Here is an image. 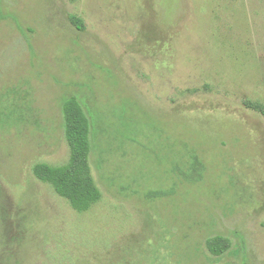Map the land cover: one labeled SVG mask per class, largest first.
Segmentation results:
<instances>
[{
  "label": "rangeland",
  "instance_id": "rangeland-1",
  "mask_svg": "<svg viewBox=\"0 0 264 264\" xmlns=\"http://www.w3.org/2000/svg\"><path fill=\"white\" fill-rule=\"evenodd\" d=\"M71 95L95 115L84 213L33 174L70 160ZM246 103L264 107V0H0V118L26 117L0 124V264H264V115ZM192 153L201 182L172 171Z\"/></svg>",
  "mask_w": 264,
  "mask_h": 264
},
{
  "label": "trees",
  "instance_id": "trees-1",
  "mask_svg": "<svg viewBox=\"0 0 264 264\" xmlns=\"http://www.w3.org/2000/svg\"><path fill=\"white\" fill-rule=\"evenodd\" d=\"M71 21L78 30H84V27L77 19L72 18ZM246 105L264 115L263 106L252 103H246ZM63 109L67 123L65 134L71 152L70 160L68 164L63 166H51L46 163H38L33 167V174L39 181L51 185L55 192L61 198L66 199L75 211L84 213L89 211L102 198L101 191L91 176L89 161V155H91L93 150V140H95L93 131L95 115H91L85 102L79 96L77 97L75 95L64 99ZM24 121H26V117L23 111H13L9 116L0 118V124H6L5 126H17L18 123H23ZM96 121L100 124V131L104 132L103 127L105 122L101 121L100 118L98 119L97 116ZM190 158L191 162L188 166L173 163L172 171L176 175L181 176L186 182H201L204 178L205 165L196 153H192ZM11 163L16 164L18 171L17 176L8 173L7 177L12 182L20 178L21 170L19 166L21 162L14 160ZM0 169L2 170L1 163ZM175 194H177L176 182L169 189L147 192L146 198L155 202L159 199L172 197Z\"/></svg>",
  "mask_w": 264,
  "mask_h": 264
}]
</instances>
